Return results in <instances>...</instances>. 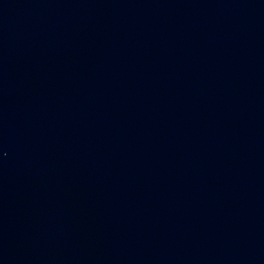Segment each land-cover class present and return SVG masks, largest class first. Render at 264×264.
<instances>
[{
    "label": "water",
    "instance_id": "obj_1",
    "mask_svg": "<svg viewBox=\"0 0 264 264\" xmlns=\"http://www.w3.org/2000/svg\"><path fill=\"white\" fill-rule=\"evenodd\" d=\"M0 264H264V0H0Z\"/></svg>",
    "mask_w": 264,
    "mask_h": 264
}]
</instances>
